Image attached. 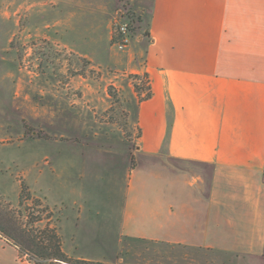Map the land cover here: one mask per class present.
<instances>
[{"label":"crops","instance_id":"obj_1","mask_svg":"<svg viewBox=\"0 0 264 264\" xmlns=\"http://www.w3.org/2000/svg\"><path fill=\"white\" fill-rule=\"evenodd\" d=\"M148 34L137 143L103 159L123 176L120 201L111 192L96 213L76 215L77 225L117 224V246L77 257L264 264V0H152ZM0 264L33 263L0 235Z\"/></svg>","mask_w":264,"mask_h":264},{"label":"rangeland","instance_id":"obj_2","mask_svg":"<svg viewBox=\"0 0 264 264\" xmlns=\"http://www.w3.org/2000/svg\"><path fill=\"white\" fill-rule=\"evenodd\" d=\"M151 4L0 0V197L17 207L24 183L31 193L24 205L43 218L36 225L56 224L76 258L117 246V224L82 218L77 225L76 215L96 213L111 192L120 201L123 176L115 180L103 159L129 156L137 143V104L149 92V77L137 68L145 62ZM121 18L131 25L124 49L116 46Z\"/></svg>","mask_w":264,"mask_h":264},{"label":"trees","instance_id":"obj_3","mask_svg":"<svg viewBox=\"0 0 264 264\" xmlns=\"http://www.w3.org/2000/svg\"><path fill=\"white\" fill-rule=\"evenodd\" d=\"M147 89L148 97L150 88ZM29 198L31 193L24 183L17 207L0 197V235L16 246L22 257L33 264H102L99 261L76 258L67 253L56 224L47 223L43 227L36 225L43 218L34 215L29 205H24V200ZM43 210L48 212L50 221L52 211L47 205Z\"/></svg>","mask_w":264,"mask_h":264},{"label":"built area","instance_id":"obj_4","mask_svg":"<svg viewBox=\"0 0 264 264\" xmlns=\"http://www.w3.org/2000/svg\"><path fill=\"white\" fill-rule=\"evenodd\" d=\"M117 38L116 46L124 49L131 41V25L128 19L121 18L117 21Z\"/></svg>","mask_w":264,"mask_h":264}]
</instances>
